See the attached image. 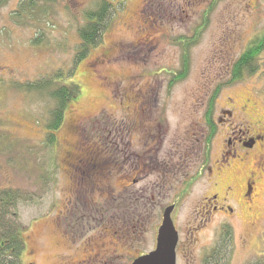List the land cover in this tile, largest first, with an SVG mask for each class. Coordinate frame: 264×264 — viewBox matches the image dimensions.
Here are the masks:
<instances>
[{"label": "rangeland", "instance_id": "obj_1", "mask_svg": "<svg viewBox=\"0 0 264 264\" xmlns=\"http://www.w3.org/2000/svg\"><path fill=\"white\" fill-rule=\"evenodd\" d=\"M101 1L0 0V190L20 195L21 264H132L171 206L177 264L263 258L264 47L233 72L264 42V0H109L80 59ZM57 75L79 91L48 145L56 101L27 85ZM238 131L259 140L224 163ZM81 157L100 163L87 179Z\"/></svg>", "mask_w": 264, "mask_h": 264}, {"label": "trees", "instance_id": "obj_2", "mask_svg": "<svg viewBox=\"0 0 264 264\" xmlns=\"http://www.w3.org/2000/svg\"><path fill=\"white\" fill-rule=\"evenodd\" d=\"M37 4V0H28L25 7L28 10H32ZM112 4L109 0H103L100 2V7L93 11H89L86 15V24L81 28L80 34L83 41L82 50L78 55V58H83L86 52L92 45L98 42L99 35L101 36L105 27H107L110 8ZM26 11V8L18 10L16 15H22ZM108 18V19H107ZM264 47L263 39H253L251 44L246 48L245 52L237 60L234 67L233 77L240 78L245 74L253 73L255 69V62L259 51ZM180 76H185L187 68H183ZM187 75V74H186ZM53 79L55 82L53 83ZM62 75L52 77L47 80L37 81L33 84H28L30 89L37 90L40 94L46 95L47 91L49 96L56 101L55 106L51 109L52 113L50 119L45 121V135L48 145H54L56 142V131L62 126L64 119V111L67 101L79 91V85L77 84H60ZM20 195L17 192H10L8 190H0V264H21V255L24 250V243L20 236L21 222L18 218V214L13 210L16 201ZM216 254L221 255L218 251ZM217 264H220L217 261ZM211 264V263H209ZM250 264H264V257L257 259Z\"/></svg>", "mask_w": 264, "mask_h": 264}, {"label": "water", "instance_id": "obj_3", "mask_svg": "<svg viewBox=\"0 0 264 264\" xmlns=\"http://www.w3.org/2000/svg\"><path fill=\"white\" fill-rule=\"evenodd\" d=\"M173 209V206L168 207L163 214L156 249L138 257L132 264H177L179 234L172 218Z\"/></svg>", "mask_w": 264, "mask_h": 264}, {"label": "flooded vegetation", "instance_id": "obj_4", "mask_svg": "<svg viewBox=\"0 0 264 264\" xmlns=\"http://www.w3.org/2000/svg\"><path fill=\"white\" fill-rule=\"evenodd\" d=\"M257 137L256 136L255 137L251 136V137L245 138L243 135L241 136L239 131L238 132H233L232 138H231V140L229 141L228 144L233 145V149L234 150L233 151L229 150V152L226 153V155L223 157L225 159L224 163H226V161H227L226 160L227 154L230 157L237 158V157L240 156L239 153H237L238 151H247L250 148H254L255 145L257 144L258 140H259V138H257ZM75 163H76L75 165L78 166L77 171L81 169V171L83 173L82 179H87L88 177H90L91 174H87V171L90 170V169H93L95 167H98L99 164H100L98 162V160H96L93 157H86V158L85 157H81V158L77 159V162H75ZM135 181H137V180H134V182ZM252 188H253L252 184H248L247 185L248 191H252ZM247 197H250V196H247ZM172 216H173V214H172ZM140 256H142V254Z\"/></svg>", "mask_w": 264, "mask_h": 264}]
</instances>
